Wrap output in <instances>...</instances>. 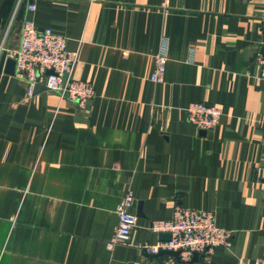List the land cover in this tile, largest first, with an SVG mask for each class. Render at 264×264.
I'll use <instances>...</instances> for the list:
<instances>
[{"label": "crops", "instance_id": "crops-1", "mask_svg": "<svg viewBox=\"0 0 264 264\" xmlns=\"http://www.w3.org/2000/svg\"><path fill=\"white\" fill-rule=\"evenodd\" d=\"M25 19L67 37L95 95L82 108L0 73V264H153L167 255L144 246L168 236L147 228L174 206L231 232L186 264L264 257V0H0L1 53ZM192 102L221 109L213 129L186 119ZM128 194L137 225L108 248Z\"/></svg>", "mask_w": 264, "mask_h": 264}, {"label": "built area", "instance_id": "built-area-1", "mask_svg": "<svg viewBox=\"0 0 264 264\" xmlns=\"http://www.w3.org/2000/svg\"><path fill=\"white\" fill-rule=\"evenodd\" d=\"M28 8L34 10L35 5L30 3ZM260 44L263 52L258 57V63L264 68V32ZM167 50L168 41L162 37L149 76L152 82L162 80ZM8 56L15 61V74L28 83L29 95H33L35 87L39 86L40 89L56 93L60 98L74 101L82 108L95 95L91 82L72 76L78 55L76 50L68 48L67 37L51 28L37 29L32 19L24 20L19 44L16 49L9 51ZM184 111L186 119L196 129L205 131L213 129L222 115L219 107L202 102L189 103ZM132 204L130 194L118 204L117 227L107 243L108 248L129 241L131 231L137 225V218L130 213ZM147 230L155 234H169L170 238L165 242L144 246L145 252L150 255L160 251L178 252V259L166 256L153 264H186L195 254L205 257L216 248L230 247L231 232L217 225L211 210H184L174 206L169 220L151 222ZM253 264H264V257L255 259Z\"/></svg>", "mask_w": 264, "mask_h": 264}, {"label": "water", "instance_id": "water-1", "mask_svg": "<svg viewBox=\"0 0 264 264\" xmlns=\"http://www.w3.org/2000/svg\"><path fill=\"white\" fill-rule=\"evenodd\" d=\"M3 70L6 73H9V74H15V61H14L13 58L7 57L6 51H4L3 53L0 52V73ZM50 72L51 71H47L46 73H50ZM38 90H39V86H36L34 92L36 93V92H38ZM167 236H168V239L166 241H168L169 238H170L169 234H167ZM160 254H165L167 256H171V257H173L175 259H178V252H173V251H160L158 253V255H160ZM151 256L154 257V258L156 257L155 255H151ZM197 256L198 255L195 254L193 256V260L195 258H197Z\"/></svg>", "mask_w": 264, "mask_h": 264}, {"label": "rangeland", "instance_id": "rangeland-1", "mask_svg": "<svg viewBox=\"0 0 264 264\" xmlns=\"http://www.w3.org/2000/svg\"><path fill=\"white\" fill-rule=\"evenodd\" d=\"M6 53H7V57H9V56H8V53H9V51H8V52H6ZM10 58H11V57H10Z\"/></svg>", "mask_w": 264, "mask_h": 264}]
</instances>
